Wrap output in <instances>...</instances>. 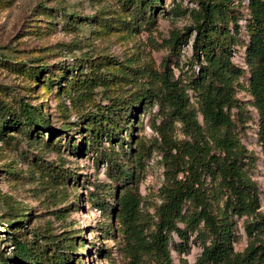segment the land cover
Instances as JSON below:
<instances>
[{"label":"rangeland","instance_id":"rangeland-1","mask_svg":"<svg viewBox=\"0 0 264 264\" xmlns=\"http://www.w3.org/2000/svg\"><path fill=\"white\" fill-rule=\"evenodd\" d=\"M160 1L148 25L138 19L135 22L122 0H0V97L17 113L22 112L21 101L42 110L49 124L46 128H10L5 137H0V252L7 264H39L29 257L13 258L15 237L49 254L61 247L69 253L70 264H135L117 235L115 214L110 208L101 212L89 200L104 184L112 187L110 195L102 192L108 202L115 203L114 196L122 193L124 186L120 188L109 177L107 161L99 153L100 148L120 151L119 141L104 137L98 150L89 148L85 118L100 105L108 104L107 95L120 97L138 89L135 85L145 78L141 71L146 67L162 71V63L167 61L182 85L198 72L199 64L193 56L194 21L188 12L199 9V1ZM247 5L248 0H233L232 14L241 31L232 60L244 69L238 79L233 118L242 144L254 159L249 169L258 183L260 211L264 213L259 116L248 90L249 68L245 63ZM178 6L182 14L176 16L172 9ZM229 26L234 30L235 22ZM172 31L187 34L188 43L182 44L179 54L171 52L166 42ZM38 65L47 67L36 78L30 71H38ZM74 68L76 80L81 72L90 77L101 71L108 78L99 86H93L96 80H90V91L79 98L71 92L78 80L67 83V71ZM188 93L195 104L197 93L190 88ZM159 111L153 103L135 112L130 118L132 133L123 130L127 155L121 159L128 167L134 165L138 148L144 150L142 167L132 182L143 195V211L151 214L162 202L160 191L166 182L162 138L156 128L161 123ZM199 119L202 123L201 114ZM173 128L177 141L188 138L180 121ZM18 214L25 216L23 222L11 223ZM246 219H238L234 241L237 250L247 245ZM106 227L111 230L105 232ZM195 238L196 234L184 254H179L171 242L175 264H184L182 259L185 264H196L202 246ZM174 239L179 241L177 235ZM71 242L74 249L69 248Z\"/></svg>","mask_w":264,"mask_h":264},{"label":"trees","instance_id":"trees-1","mask_svg":"<svg viewBox=\"0 0 264 264\" xmlns=\"http://www.w3.org/2000/svg\"><path fill=\"white\" fill-rule=\"evenodd\" d=\"M122 1L126 9L131 10L135 22L138 19L148 25L161 3L160 0ZM198 1L199 9L188 12L194 21L193 56L199 64L198 72L189 76L186 84L182 85L167 61L162 63V71L146 67L141 71L145 78L135 85L139 86L138 89L120 97L107 95L108 104L100 105L97 111L87 114L89 137L86 141L89 148L96 150L104 137L119 141L120 151L100 148L99 153L101 159L107 161L109 177L120 188L124 186L122 193L114 196L115 203L108 202L102 193L110 195V184H104L102 190L98 189L89 200L101 212L105 213L110 208L115 214L117 235L135 264H146L147 261L175 264L170 251L171 242L179 254H184L188 252L194 234V241H199L202 246L196 264H264V213L260 211L258 183L249 169L254 159L242 144L233 118L240 86L238 79L244 73V69L232 60L241 26L232 14L233 0ZM247 8L249 42L245 63L249 68L248 90L259 116L258 141L264 156V0H248ZM172 13L178 16L182 10L178 6L172 9ZM232 21L235 22L234 30L229 26ZM166 42L171 52L179 54L182 44L188 43L187 34L172 31ZM42 66H36L38 71H30V74L34 72L33 76L37 78L39 72H44L47 67ZM75 70L67 71V83L74 84L78 80V86L72 87L71 92L79 98L90 91V80H96L92 85L99 86L108 78L101 71L90 77L88 73L81 72L76 80ZM189 88L197 93L195 104L189 97ZM153 103L160 108L161 123L156 128L162 138L160 149L164 152L166 171V182L160 191L162 202L155 214L143 211V195L139 186L132 182L142 167L144 150L138 148L133 166L128 167L121 159L123 154L127 155L123 130L131 134L130 118ZM20 109L21 113L11 110L0 97V137H5L10 128H46L49 125L42 116V110L23 101ZM178 121L188 136L182 142L177 141L174 134L173 127ZM96 162L99 163L98 158ZM243 217L247 218L244 222L247 245L237 250L235 231L238 219ZM24 218L18 214L11 223H22ZM104 230L109 232L111 229L106 227ZM174 235L179 241H175ZM14 242L13 258L16 260L29 257L38 260L39 264H70L69 253L61 247L49 254L46 250L30 248L19 238L15 237ZM69 248L74 249L73 242ZM182 262L185 264L186 261L182 259ZM0 264H7L1 252Z\"/></svg>","mask_w":264,"mask_h":264}]
</instances>
